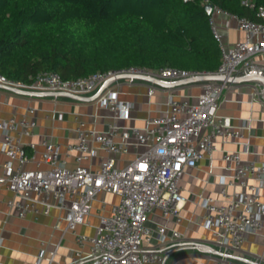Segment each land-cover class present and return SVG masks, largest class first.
<instances>
[{"label": "built area", "instance_id": "1", "mask_svg": "<svg viewBox=\"0 0 264 264\" xmlns=\"http://www.w3.org/2000/svg\"><path fill=\"white\" fill-rule=\"evenodd\" d=\"M257 11L253 20L212 4L209 23L218 41L222 62L212 73L236 75L262 69L257 57L264 55V5L255 0H242ZM224 17L223 23L219 20ZM224 26H223V25ZM236 28L244 39L228 43L223 29ZM208 72H193L176 67L149 68L130 66L123 69L98 71L77 79H64L58 72L45 70L31 84L6 78L0 83L34 90L66 91L89 95L105 80L122 74L152 75L177 80ZM196 102L176 99L170 95L168 110L147 119V126L121 127L110 125L106 132L86 127L77 117L76 140L65 145L66 154L73 155L75 166L63 158L62 144L46 138L43 159L47 169H27L37 153L36 143L23 141L38 126L37 109L12 114L0 121L2 150L7 156L0 173V188L6 187L13 196L9 207L19 218L49 215L53 208L64 213L58 221L66 222L64 234L70 233L76 248L66 264H164L170 250L163 248L174 241L186 240L170 222L183 221L186 203L181 180L199 161L212 156L217 140L243 137L241 128H234L219 117L218 109L224 89L231 84L204 82ZM156 86H151L152 93ZM117 118L130 117L133 105L120 100L119 90L108 88L97 100ZM107 155L102 157L99 151ZM29 151H32L30 153ZM99 157L98 169L84 164ZM226 173L219 181L220 198L202 197L203 209L198 228L212 232L215 243L240 250L250 233L264 227V158L246 160L236 151L223 154ZM232 189V190H230ZM101 193L119 196L110 204ZM101 200L96 216L95 234L80 233L78 226H91L94 204ZM59 244L46 255L53 262Z\"/></svg>", "mask_w": 264, "mask_h": 264}, {"label": "crops", "instance_id": "2", "mask_svg": "<svg viewBox=\"0 0 264 264\" xmlns=\"http://www.w3.org/2000/svg\"><path fill=\"white\" fill-rule=\"evenodd\" d=\"M219 20L223 23L225 18L220 17ZM223 36L228 43L246 37L243 31L226 27L223 29ZM257 60L264 66V55L258 56ZM152 85L141 80L122 79L109 87L119 90L120 100L132 103L133 108L127 119L117 118L110 109L98 106L97 101L81 103L66 98L30 97L0 88V121L9 118L14 113L22 115L29 107L36 108L38 126L34 134L25 136L23 141L36 143L37 153L26 168H49L43 159L42 141L46 138L62 144L63 158L69 167H74L76 164L74 156L66 154L65 145L76 140L77 117L86 122V127L95 128L100 132L108 131L113 123L121 127L145 128L149 116L168 110L170 95H175L179 100L196 102L198 95L203 91L204 84L194 83L172 89L153 85L156 88L151 93ZM260 90V86L255 83L231 84L224 89L220 98L218 115L226 124L241 128L243 137L237 139L220 137L212 156H206L199 161L196 168L184 174L181 180L186 197V203L181 211L183 221L179 225H174L172 222L170 224L176 231L184 233L186 240L171 242L163 248L165 251L170 250L165 264H264V227L250 233L240 250L227 249L218 245L210 230L204 227L198 228L203 214V209L199 205L201 198L205 196L220 198L219 181L221 174L227 172L223 154L236 151L246 160L264 158V98ZM2 138L0 129V173L3 172V164L7 160L2 150ZM29 152L32 153V151ZM99 155L105 157L107 154L100 150ZM84 164L98 169L99 157H95L91 162L84 161ZM262 193L264 195V190ZM12 196L13 193L9 189L0 188V264H66L69 262L76 245L70 233L64 234L66 222L63 219L57 227L64 213L53 208L49 215L37 217L30 215L22 219L7 203ZM100 198L109 201L108 208L111 203L119 201V196L111 193H101ZM100 206L101 200L96 201L93 215L90 216V218H96L98 222L96 214ZM80 227L86 228L87 226ZM190 241L211 245L232 257H223L197 249L174 247V245ZM58 244L60 246L57 255L54 261L50 262L46 255L54 251Z\"/></svg>", "mask_w": 264, "mask_h": 264}, {"label": "trees", "instance_id": "3", "mask_svg": "<svg viewBox=\"0 0 264 264\" xmlns=\"http://www.w3.org/2000/svg\"><path fill=\"white\" fill-rule=\"evenodd\" d=\"M204 0H0V73L77 79L130 66L216 71L222 53ZM253 20L242 0H209ZM264 5V0H255Z\"/></svg>", "mask_w": 264, "mask_h": 264}, {"label": "water", "instance_id": "4", "mask_svg": "<svg viewBox=\"0 0 264 264\" xmlns=\"http://www.w3.org/2000/svg\"><path fill=\"white\" fill-rule=\"evenodd\" d=\"M206 10L210 14L212 11V4L206 5ZM122 79L141 80L148 82L150 84L162 87V88H176L184 85H190L194 83H204V82H219V83H229V84H239V83H255L260 86V94L264 98V70L255 69L243 72L236 75H224L220 73H203L194 76H190L183 79L168 80L158 78L152 75H135V74H122L111 77L103 82L100 88L93 94L81 95L66 91H49V90H34V89H24L20 87L11 86L8 84L0 83V88L11 91L16 94L39 97V98H66L72 101H77L81 103H90L96 101L101 95L114 83ZM177 246V247H176ZM176 248L181 249H197L202 252L214 253L223 257H232L222 250H218L211 245L201 243L199 241H190L187 243H180L174 245ZM176 248L174 250H176ZM166 261L164 262V264Z\"/></svg>", "mask_w": 264, "mask_h": 264}, {"label": "rangeland", "instance_id": "5", "mask_svg": "<svg viewBox=\"0 0 264 264\" xmlns=\"http://www.w3.org/2000/svg\"><path fill=\"white\" fill-rule=\"evenodd\" d=\"M98 224V221L96 218L94 217H91L90 218V225L89 227H86V228H82L80 226H78L77 230L80 232V233H88V234H95V226H97ZM85 227V226H84Z\"/></svg>", "mask_w": 264, "mask_h": 264}]
</instances>
